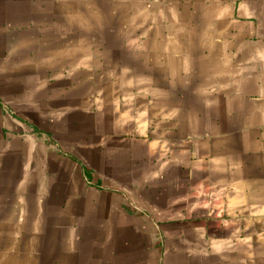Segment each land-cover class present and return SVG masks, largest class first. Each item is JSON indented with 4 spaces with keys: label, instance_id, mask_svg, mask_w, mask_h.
<instances>
[{
    "label": "crops",
    "instance_id": "0c3cea01",
    "mask_svg": "<svg viewBox=\"0 0 264 264\" xmlns=\"http://www.w3.org/2000/svg\"><path fill=\"white\" fill-rule=\"evenodd\" d=\"M0 264H264V0H0Z\"/></svg>",
    "mask_w": 264,
    "mask_h": 264
}]
</instances>
